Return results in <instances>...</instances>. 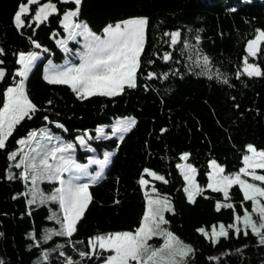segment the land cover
Returning <instances> with one entry per match:
<instances>
[{
    "label": "trees",
    "instance_id": "trees-1",
    "mask_svg": "<svg viewBox=\"0 0 264 264\" xmlns=\"http://www.w3.org/2000/svg\"><path fill=\"white\" fill-rule=\"evenodd\" d=\"M21 2L27 0H0V67L6 72L0 81V106L3 90L13 83L12 73L19 67L15 63L17 54L36 51L41 58L25 84L37 111L16 127L6 148L0 150V261L65 264L66 258H71L81 264H100V257L79 255L90 251L88 239L97 234L133 231L145 211V191L151 193L155 188L153 194L167 197L174 209L165 211L168 223L161 227L194 249L186 264H264V245H258L250 230L245 236L229 229L228 238H220L215 244L197 231H209L218 224L227 226L234 222L235 215L252 209L250 201L243 202L238 185L229 189L227 199L223 193L208 189L207 172L209 162L215 160L225 175L236 173L243 166L247 145L264 150V46L256 57L248 58L262 75L249 77L242 72L248 40L254 38L257 29L264 30V0H81L75 20L85 22L95 34L102 35L108 25L129 18L149 20L137 87H126L115 97L97 95L83 100L67 85L49 84L43 79L48 60L58 64L66 57L55 38L64 36L61 20L66 11L75 10L73 0H51L57 12L39 26L35 21L27 26L38 5L30 6L28 15L22 17L26 26L17 30L13 16ZM173 31L181 32L176 45L164 36ZM32 40L41 47L35 48ZM166 52L171 55L168 61L163 60ZM204 56L209 60L207 74H199L202 70L197 61L202 63ZM149 72L156 76L149 79ZM237 72H241L239 78ZM164 74H168L166 78ZM124 117L135 118L136 124L124 134L123 141L116 137L88 140L100 155L108 150L113 156L104 177L89 188L92 201L77 231L72 237L52 235L44 240L58 224L48 217L51 209L60 211L59 204L28 203L25 180L19 177L23 166H14L20 153L16 160L8 159V154L20 147L16 141L29 132L47 130L72 141L76 161L85 163L91 153L80 148L76 137L85 132L95 137L98 126L111 125ZM184 154H188L185 162L196 169V183L203 189L193 202L187 199L178 167ZM145 168L167 182L144 173ZM9 173L14 179H8ZM141 176L148 181L143 188L139 184ZM57 186V181L43 183L44 190ZM217 202L231 203L233 208L218 211ZM151 240L157 246L162 239L156 236ZM42 253H47L46 260Z\"/></svg>",
    "mask_w": 264,
    "mask_h": 264
},
{
    "label": "snow or ice",
    "instance_id": "snow-or-ice-1",
    "mask_svg": "<svg viewBox=\"0 0 264 264\" xmlns=\"http://www.w3.org/2000/svg\"><path fill=\"white\" fill-rule=\"evenodd\" d=\"M63 2L67 3V0H63ZM73 3L76 5L75 10L66 11L61 20L68 35L64 40H58L57 44L64 52L68 53L71 50L67 47V41L75 40L78 36L84 37L83 50L75 53L79 57V63L68 62L63 66H58L49 61L43 79L49 84L67 85L82 100L97 95L115 97L122 94L126 87H137L136 80L141 68L140 58L144 51L148 18H129L114 26L108 25L103 30V35L100 36L92 33L87 24L74 22L73 18L79 15L81 0H73ZM32 5L38 6L28 22L27 26L29 27L32 21H35L36 26H39L51 14L57 12L56 4L51 0H48L47 3H41L40 0L21 2L13 16V23L17 30L26 26L22 17L28 15ZM164 36L170 37L171 45H176L181 38V32H165ZM197 40H199V36H197ZM32 44L35 48L41 47L35 40H32ZM262 46H264V30L257 29L254 38L248 40L246 45L247 55L244 57L243 74L249 77L262 75L261 69L257 65L248 62L249 57H256L261 52ZM44 51L48 50L44 49ZM0 55H3V49H0ZM40 55L41 53L36 51L17 54L15 63L19 67L12 73L13 83L2 93L0 150L6 148V142L13 135L16 127L26 118L31 119L37 111V106L29 98L25 82ZM169 59H171V55L166 52L163 55V60L168 61ZM2 63L3 61H0V64ZM208 65L207 56L203 57L202 63L197 61V66L202 70L199 74H207ZM167 75L164 74L165 78ZM240 75L241 72H237V78ZM155 76L156 74L152 72L147 74L149 79ZM5 77V69L0 67V81H3ZM15 77H19V79L16 80ZM209 78L211 79V76ZM223 82L227 83V80ZM44 119L47 120L48 117L46 116ZM135 124V118L120 119L112 126L110 134H106L103 127H97L95 137H91L85 132L84 135L77 136L76 141L91 151L92 149L87 143L89 139H109L111 136H118V139L123 141L124 134L131 131ZM57 127L64 128L62 124H57ZM54 139L59 140V137H54L47 130H40L39 133L32 131L26 138L18 139L16 143L20 147L8 154L9 160H16L17 153H20L14 166L16 168L23 166L24 170L19 173L21 179H31L33 188L29 204H35L37 200H39V204H45L48 201L59 204L62 216L52 213L48 219L56 220L60 224V230H49V233L43 237L44 240L51 239L52 235L72 237L73 233L77 231L78 222L83 218L92 201L89 188L103 178L104 169L111 163L113 156L112 152L106 151L102 159L89 157L86 164H81L70 154V150L74 148L73 143H61L59 146L49 147ZM33 145L35 146L33 147ZM246 149L247 154L242 157L243 166L236 173L225 175L224 168L215 160L209 162L211 171L207 172L208 189L223 193L227 199L229 189L233 185H238L243 194V202L250 201L252 204L251 212L245 209L243 216L235 215V222L227 225V228L221 224L217 231L213 226L210 236L204 228L197 229L213 244L217 243L220 238H228V230L231 229L236 234L243 232L245 236L249 234L250 230L257 237L258 245H264V186H262L264 185V174L257 172V170H264V150H257L251 144L247 145ZM187 155L184 154L182 158L186 159ZM92 165L97 166L94 174L88 171ZM143 172L157 180L164 181L163 176H158L147 168ZM195 173L196 169L191 165H188L187 170L183 173L187 185L184 191L189 202H193L195 197L203 192V189L196 183ZM64 174L67 176L65 177ZM243 177H250L252 182ZM84 178H87L86 182ZM8 179H14L11 173H9ZM38 181H57L59 187H55L50 194L45 196L38 188ZM257 181L260 183H256ZM147 183L148 181L141 176L139 180L141 187L143 188ZM151 193H156V189L152 188ZM13 198L15 199V197ZM144 199L146 201L145 211L138 227L133 231L94 235L87 241L90 251H81L79 255L82 258L85 256L100 257L103 259V264H186V258L194 254V249L190 245L184 244L171 231L161 227L168 223L164 216L165 211H174L168 198H161L158 194L153 196L145 191ZM222 207L231 209L233 205L217 202L216 209L219 211ZM253 214L259 217V224L253 220ZM156 236L161 237L163 243L159 247H152L148 241ZM57 247H61V245ZM236 251L239 252L240 249ZM106 253L107 255H105ZM42 256L43 259H47V253H42ZM209 259L216 260L218 258L209 257ZM0 264H3V261H0ZM65 264H81V262H74L71 258H66Z\"/></svg>",
    "mask_w": 264,
    "mask_h": 264
},
{
    "label": "rangeland",
    "instance_id": "rangeland-1",
    "mask_svg": "<svg viewBox=\"0 0 264 264\" xmlns=\"http://www.w3.org/2000/svg\"><path fill=\"white\" fill-rule=\"evenodd\" d=\"M63 18V17H62ZM73 20H74V22L75 23H81V24H86L85 22H83V21H76L75 20V17L73 18ZM127 20V19H126ZM120 22V21H119ZM118 23V22H117ZM115 25V24H114ZM113 25V26H114ZM63 26V25H62ZM88 29H89V27H88ZM90 30V29H89ZM91 31V30H90ZM92 32V31H91ZM92 33H94V32H92ZM67 35H68V33L64 30V36L63 37H61V36H56V38H55V41H56V43H57V41L58 40H64L66 37H67ZM96 35H100V36H102L101 34H96ZM84 43H85V40H84V37H81V36H78L75 40H69V41H67V47H68V49H70L71 51L70 52H68V53H66V52H64L60 47V49L62 50V52L66 55V57H65V59L61 62V63H58V64H56V63H54L52 60H48L47 62H46V64H45V66H44V72H45V68H46V66L48 65V63H49V61H51L52 62V64H54V65H58V66H63V65H65L66 63H68V62H70V63H72V64H78L79 63V57L78 56H76L75 55V53H77L78 51H82L83 50V45H84ZM71 44H75L77 47L76 48H73V46L71 45ZM40 58H41V55H40ZM39 58V59H40ZM38 59V60H39ZM124 118H133V117H124ZM124 118H118V119H115L114 121H113V123L111 124V125H108V126H110V130H111V128H112V126L113 125H115V123L117 122V120H120V119H124ZM99 127H103L104 128V131H105V133L106 134H110V132H108L107 131V127L106 126H99ZM51 134L54 136V137H59V140H53L50 144H49V147H51V146H59L61 143H68V142H71V143H73L72 141H68V140H65L64 138H62L60 135H58V134H56V133H52L51 132ZM84 135V134H83ZM111 137H113V136H111ZM114 137H116L117 139H118V136H114ZM102 139V138H101ZM87 143H88V141H87ZM73 145H74V143H73ZM80 145V144H79ZM89 145V144H88ZM35 145H33V147H34ZM90 146V145H89ZM80 148L81 149H83V150H89V148L88 147H82L81 145H80ZM90 148L92 149V152H93V154H92V156L91 157H95V158H98V159H102L103 158V154H104V152H111V151H108V150H105V151H103L102 153H101V156H100V154L92 147V146H90ZM70 154L75 158V145H74V148L72 149V150H70ZM183 157V156H182ZM189 164H187L186 162H185V159H183L182 158V161L180 162V164L178 165V167H179V170H180V172H181V174H182V176H183V178H184V172L187 170V166H188ZM107 167V166H106ZM193 167V166H192ZM97 170V166H95V165H92V166H90L89 167V169H88V171L90 172V173H93L94 174V172ZM105 170H106V168L104 169V172H105ZM210 171H211V169H210ZM257 172L259 173V174H263L262 173V170H257ZM104 174V173H103ZM65 175V177L67 176V174H64ZM195 175H196V173H195ZM243 178H246V179H248L249 180V182H252L251 181V178L250 177H243ZM86 179L87 178H84V180H85V182H86ZM196 180V179H195ZM185 181V180H184ZM52 182H54V181H52ZM25 183H26V187H25V190H24V193L27 195V199H28V201L29 200H31L32 199V195H31V191H32V188H33V185H32V182H31V179L29 178L28 180H25ZM43 183H50L49 181H38V188H39V190H40V192H42L45 196L46 195H48V194H50L51 192H52V190L54 189H52V190H44L43 189ZM256 183H260V182H256ZM187 185H186V181H185V187H186ZM262 186H264V185H262ZM57 187H59V182H58V186ZM150 194H152L153 196H155V194H153V193H150ZM186 194V193H185ZM187 196V195H186ZM161 197V196H160ZM165 196H162L161 198H164ZM169 200V199H168ZM49 202L50 201H48V202H46L45 204H49ZM169 202H170V200H169ZM37 203L39 204V200H37ZM252 211V209L249 211V212H251ZM52 213H56L57 214V216H62V213H60V211L58 212L57 210H55V209H51V211H50V215L52 214ZM244 215V214H243ZM243 215H241V216H243ZM252 218H253V220L254 221H256L257 222V224H259V217L257 216V215H255V214H253V216H252ZM56 221V220H55ZM234 222H235V219H234ZM233 222V223H234ZM220 225L221 224H218V225H216L215 227H216V229H217V231L219 230V227H220ZM226 228H227V226H225ZM53 230L54 231H59L60 230V224L58 223L57 224V226L56 227H54L53 228ZM211 231H212V228L209 230V231H205V232H207L208 234H209V236H210V234H211ZM175 235V234H174ZM159 237V236H158ZM153 238V237H152ZM151 238V239H152ZM161 238V237H160ZM179 238V237H178ZM149 240L148 241V244L150 245V246H152V247H159L162 243H163V239L161 240V242L157 245V246H153V240ZM180 239V238H179ZM181 240V239H180ZM153 241V242H152ZM184 244H187V245H190L189 243H187V242H184L183 240H181ZM191 246V245H190ZM101 264H103V262L101 263Z\"/></svg>",
    "mask_w": 264,
    "mask_h": 264
},
{
    "label": "crops",
    "instance_id": "crops-1",
    "mask_svg": "<svg viewBox=\"0 0 264 264\" xmlns=\"http://www.w3.org/2000/svg\"><path fill=\"white\" fill-rule=\"evenodd\" d=\"M98 127H99V126H98ZM106 127H107V130H110V126H106ZM39 131H40V130H37L36 132L39 133ZM110 132H111V130H110ZM113 137H114V136H113ZM25 138H26V137H25ZM37 138L39 139V135L37 136ZM42 143H45V142L42 141ZM89 151H90V150H89ZM111 152L113 153V151H111ZM90 153H91V155L88 156V158L92 156V154H93L92 150L90 151ZM100 156H101V155H100ZM88 158H87V160H88ZM111 158H112V157H111ZM86 163H87V161H86L85 163H81V164H86ZM107 167H108V166H107ZM107 167H106V168H107ZM104 173H105V172H104ZM103 177H104V174H103ZM100 264H101V263H100Z\"/></svg>",
    "mask_w": 264,
    "mask_h": 264
}]
</instances>
